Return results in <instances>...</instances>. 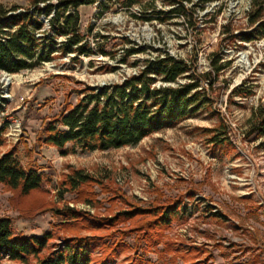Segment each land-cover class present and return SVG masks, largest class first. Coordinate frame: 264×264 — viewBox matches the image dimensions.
<instances>
[{
	"label": "rangeland",
	"instance_id": "obj_1",
	"mask_svg": "<svg viewBox=\"0 0 264 264\" xmlns=\"http://www.w3.org/2000/svg\"><path fill=\"white\" fill-rule=\"evenodd\" d=\"M101 1L103 6L78 8L89 54L57 57L12 73L8 84L0 72L7 99L0 111V127L6 125L0 154L14 149L24 167L42 175L40 187L26 195L0 183V216L9 217L23 234L51 230L58 237L54 242L74 234L102 235L110 245L122 241L125 245L109 264H264V138L249 133L255 113L264 107V37L245 42L234 37L252 28L247 14L259 8L253 5L258 0L185 1L184 12H174L161 23L142 18L141 5ZM0 4L25 7L28 0ZM152 6L170 10L176 4L153 0ZM132 43L143 51L121 63L123 48ZM157 49L193 63L197 72L211 73L201 80L209 102L194 115L119 148L89 150L68 143L63 153L37 144L43 124L75 103L78 89L121 80L137 70L136 60ZM216 55L224 65L217 74L210 65ZM235 87H240L238 93H232ZM215 133L218 144L210 141ZM75 168L95 180L65 191L62 180ZM125 201L144 208L178 201L161 242L137 247L135 234L123 235L141 217L94 230L82 223L66 227L54 217V209L65 205L112 216L128 209ZM165 241L172 251H163ZM101 253L98 245L94 261Z\"/></svg>",
	"mask_w": 264,
	"mask_h": 264
},
{
	"label": "trees",
	"instance_id": "obj_2",
	"mask_svg": "<svg viewBox=\"0 0 264 264\" xmlns=\"http://www.w3.org/2000/svg\"><path fill=\"white\" fill-rule=\"evenodd\" d=\"M167 1L176 6L170 10H155L151 7L153 0H122V4L127 7L141 5L142 18H155L161 23L174 12H184V2L191 0ZM94 3L104 4L101 0H28L25 7L0 4V72L18 73L57 57L73 54L70 58L76 59L79 55L89 54L91 48L79 30L78 8ZM253 5L259 8L247 14L252 28L234 36L241 42L264 37V0L255 1ZM149 7L152 8L150 11ZM140 51L143 48L132 43L123 48L120 62ZM210 65L215 74L224 67L219 63L218 55L211 59ZM133 66L137 70L119 81L78 89L76 102L66 105L43 124L36 137L37 144L64 149L63 153L67 152L68 143L89 150L133 145L151 133L179 124L209 102L201 80L211 73L197 72L196 66L182 57L157 49L155 54L136 60ZM239 89L235 87L232 93H238ZM2 90L0 82V111H4L7 104ZM255 116L249 133L255 132L256 137L264 138V107L259 108ZM5 129V124L0 127V146L4 143L2 133ZM210 141L218 144V133L213 134ZM260 146L264 148V139ZM94 180L83 169L75 168L62 180V188L65 191L76 190ZM41 181L42 175L37 170L24 167L16 158L14 149L0 154V183L26 195L38 189ZM177 202L144 208L125 201L128 209L104 217L65 205L54 209V217L58 220L56 223L66 227L82 223L93 230L141 217V221L123 232L125 236L135 234L134 241L139 247L142 242H161L164 229L176 215ZM60 237L59 242L52 241L58 237L51 230L41 235L23 234L15 230L9 217L0 216V264L4 261H9V264H109L125 245L119 240L111 245L105 243L102 235ZM98 245L102 253L94 261L93 253ZM163 251H172L167 241ZM195 255L197 253L191 254L192 257ZM181 256L187 259L186 255Z\"/></svg>",
	"mask_w": 264,
	"mask_h": 264
},
{
	"label": "water",
	"instance_id": "obj_3",
	"mask_svg": "<svg viewBox=\"0 0 264 264\" xmlns=\"http://www.w3.org/2000/svg\"><path fill=\"white\" fill-rule=\"evenodd\" d=\"M1 72L3 74V77L1 78V80H3L6 84H8L10 81L12 73H8L5 71H1ZM101 84H105V82H102Z\"/></svg>",
	"mask_w": 264,
	"mask_h": 264
},
{
	"label": "built area",
	"instance_id": "obj_4",
	"mask_svg": "<svg viewBox=\"0 0 264 264\" xmlns=\"http://www.w3.org/2000/svg\"><path fill=\"white\" fill-rule=\"evenodd\" d=\"M19 125V124H18Z\"/></svg>",
	"mask_w": 264,
	"mask_h": 264
}]
</instances>
